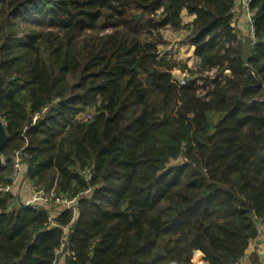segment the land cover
<instances>
[{
  "label": "trees",
  "instance_id": "trees-1",
  "mask_svg": "<svg viewBox=\"0 0 264 264\" xmlns=\"http://www.w3.org/2000/svg\"><path fill=\"white\" fill-rule=\"evenodd\" d=\"M237 1L0 0V190L20 155L78 202L50 227L54 206L0 191V264L242 261L264 217V0L251 40ZM184 11L196 69L160 55Z\"/></svg>",
  "mask_w": 264,
  "mask_h": 264
},
{
  "label": "built area",
  "instance_id": "built-area-1",
  "mask_svg": "<svg viewBox=\"0 0 264 264\" xmlns=\"http://www.w3.org/2000/svg\"><path fill=\"white\" fill-rule=\"evenodd\" d=\"M252 0H238L235 10H234V19H233V26L238 27L237 23L239 20L245 22L246 27L248 28V31L250 32L252 38L254 39V27L252 24V20L254 17V12L250 10V3ZM240 2L242 6V11L240 12L241 16L240 18L236 15L238 14V3ZM237 13V14H236ZM186 75L182 81L180 82L181 85H185L187 81ZM25 166L23 163V160L20 155H16V158L14 159L13 163V171L11 175L12 184L5 187L4 189H1L0 191H3L5 193H13L15 196L18 195L20 186L22 185V181L25 177ZM32 188V199L28 203H24L25 205H35V206H43L46 208H51V206H54V209L51 211V215L49 218V225L50 227H56V214H58L62 210H70L73 211L76 215L78 212V202L75 199H70L68 197L64 196H58L55 193L46 194L42 191H38L35 187ZM258 225L264 226V217L257 220ZM68 230L65 229V233L67 234ZM65 249V243H63L60 248L56 252V256L59 258L62 255L63 250ZM193 264H207L205 261V257L201 252H195L194 258H193ZM232 264H242V261H238ZM261 264V263H259Z\"/></svg>",
  "mask_w": 264,
  "mask_h": 264
},
{
  "label": "rangeland",
  "instance_id": "rangeland-1",
  "mask_svg": "<svg viewBox=\"0 0 264 264\" xmlns=\"http://www.w3.org/2000/svg\"><path fill=\"white\" fill-rule=\"evenodd\" d=\"M242 11V6L240 2L238 3V14ZM237 14V13H236ZM240 15H236V18ZM190 20H184V28L181 31H172L166 30L164 32L165 36V44L160 47V54L162 58L167 60L176 61L179 63L186 64L190 69H194L197 66V58L194 54V49L192 46L186 44L185 39L189 35V26L191 22ZM237 26L240 28V37L242 39L251 40L252 36L248 31V28L245 25V22L241 23V20L238 21ZM188 74L182 73L180 71L175 72L176 78L181 82L182 79ZM4 160V157H3ZM26 181L23 179L22 185L25 184ZM32 193V190H31ZM18 196V195H17ZM19 197V196H18ZM20 198V197H19ZM21 199V198H20ZM32 199V198H31ZM31 199H23L21 200L23 203H28Z\"/></svg>",
  "mask_w": 264,
  "mask_h": 264
},
{
  "label": "crops",
  "instance_id": "crops-1",
  "mask_svg": "<svg viewBox=\"0 0 264 264\" xmlns=\"http://www.w3.org/2000/svg\"><path fill=\"white\" fill-rule=\"evenodd\" d=\"M183 18L184 20L185 19L190 20L188 22L192 23L195 17L189 16L188 13L184 11ZM242 22L243 21H241V23ZM198 65H199V60L197 59L196 68L198 67ZM31 187L32 186L28 182L20 186L18 196L21 198V200L32 198V194H31L32 188ZM257 227H258V236L256 239L250 242L249 247L245 253V256L242 259V264H259V263L264 264V226L258 225Z\"/></svg>",
  "mask_w": 264,
  "mask_h": 264
},
{
  "label": "water",
  "instance_id": "water-1",
  "mask_svg": "<svg viewBox=\"0 0 264 264\" xmlns=\"http://www.w3.org/2000/svg\"><path fill=\"white\" fill-rule=\"evenodd\" d=\"M7 142H8V135L6 132V125L3 122L1 115H0V169L4 165L2 152L5 148V146L7 145Z\"/></svg>",
  "mask_w": 264,
  "mask_h": 264
}]
</instances>
